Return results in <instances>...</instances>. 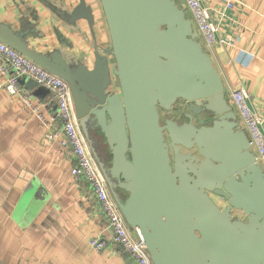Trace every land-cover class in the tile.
I'll return each instance as SVG.
<instances>
[{
	"label": "water",
	"instance_id": "1",
	"mask_svg": "<svg viewBox=\"0 0 264 264\" xmlns=\"http://www.w3.org/2000/svg\"><path fill=\"white\" fill-rule=\"evenodd\" d=\"M100 3L111 66L98 51L91 68L42 53L1 25L0 40L68 83L89 149L153 264H264V171L188 11L178 0ZM80 17L93 20L84 0L69 14Z\"/></svg>",
	"mask_w": 264,
	"mask_h": 264
},
{
	"label": "crops",
	"instance_id": "2",
	"mask_svg": "<svg viewBox=\"0 0 264 264\" xmlns=\"http://www.w3.org/2000/svg\"><path fill=\"white\" fill-rule=\"evenodd\" d=\"M79 2L0 0V25L22 33L27 46L42 53L56 51L66 61L91 68L98 51L111 66L112 55L104 51L110 37L100 0H84L92 22L69 19ZM202 2L217 26L216 37L232 41L206 47L199 34L225 91L244 87L250 107L264 115V0H237L233 8H225L220 0ZM111 78L109 88L118 91L117 78ZM3 81L0 73V264H133L112 241L89 183L72 174L75 155L70 143L61 144L62 134L47 137L60 128L58 120L50 119L56 111L52 92L37 84L32 89L22 85L27 94H11ZM25 95L38 104L47 124L23 102ZM260 127L264 132V122ZM89 131V144L108 159V148L98 141L96 130ZM260 165L264 171V161ZM210 195L218 206L226 204ZM93 239L101 244H91Z\"/></svg>",
	"mask_w": 264,
	"mask_h": 264
},
{
	"label": "built area",
	"instance_id": "3",
	"mask_svg": "<svg viewBox=\"0 0 264 264\" xmlns=\"http://www.w3.org/2000/svg\"><path fill=\"white\" fill-rule=\"evenodd\" d=\"M220 1L225 8H232L235 2V0ZM183 2L194 19L196 29L202 35L206 47H211L216 43H228L227 38L216 37L217 26L210 19L208 8L202 0H183ZM0 73L4 76V87L11 94H27V90L19 82L21 77L31 78L52 92L56 111L50 119L58 120L60 128L51 130L47 133V137L51 139L62 134L61 144L70 143L75 155V164L71 168V172L75 176L83 177L89 183L96 202L105 215L112 241L124 248L131 256L133 264H153L142 238L134 229L128 227L114 198L109 193L105 178L80 129L68 83L1 40ZM227 96L247 134L255 159L261 163L264 161V132L260 126L264 122V115L250 107L244 87L229 90ZM23 102L41 121L45 124L49 122L39 112L38 104H33L28 96L25 95ZM91 244L97 246L101 243L97 239H93Z\"/></svg>",
	"mask_w": 264,
	"mask_h": 264
},
{
	"label": "rangeland",
	"instance_id": "4",
	"mask_svg": "<svg viewBox=\"0 0 264 264\" xmlns=\"http://www.w3.org/2000/svg\"><path fill=\"white\" fill-rule=\"evenodd\" d=\"M179 1V4L180 5H182V7L185 9V10H187L188 11V9L185 7V5H184V2H183V0H178ZM236 1L237 0H235V2H234V6H235V4H236ZM233 6V7H234ZM232 7V8H233ZM188 14H189V17L191 18V21H192V24L195 26L196 24H195V21H194V19L192 18V16H191V14H190V12L188 11ZM200 34V33H199ZM201 35V34H200ZM200 35H198V36H200ZM227 40H228V38H227ZM228 43H230V44H232V41L231 40H228ZM203 46V45H202Z\"/></svg>",
	"mask_w": 264,
	"mask_h": 264
},
{
	"label": "flooded vegetation",
	"instance_id": "5",
	"mask_svg": "<svg viewBox=\"0 0 264 264\" xmlns=\"http://www.w3.org/2000/svg\"><path fill=\"white\" fill-rule=\"evenodd\" d=\"M162 117H164V116H162Z\"/></svg>",
	"mask_w": 264,
	"mask_h": 264
}]
</instances>
